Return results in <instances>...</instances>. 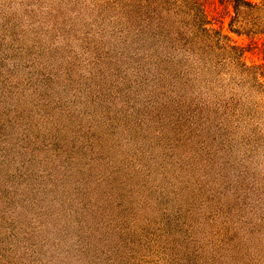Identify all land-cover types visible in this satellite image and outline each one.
Returning <instances> with one entry per match:
<instances>
[{"label":"rangeland","instance_id":"1","mask_svg":"<svg viewBox=\"0 0 264 264\" xmlns=\"http://www.w3.org/2000/svg\"><path fill=\"white\" fill-rule=\"evenodd\" d=\"M236 4L0 0V264H264V34Z\"/></svg>","mask_w":264,"mask_h":264},{"label":"trees","instance_id":"2","mask_svg":"<svg viewBox=\"0 0 264 264\" xmlns=\"http://www.w3.org/2000/svg\"><path fill=\"white\" fill-rule=\"evenodd\" d=\"M236 6L238 7L235 8V14H236V17L241 14L238 10L240 7H242L243 5H245V7L248 8L249 11H251V13L254 15V23H253V26L256 27L254 28V30H251L249 31L251 34H264V32L262 30H258V27L259 25H261L263 28H264V7L263 5H259V4H255V3H246L245 1L243 0H236ZM199 8V5L197 7V9ZM201 11V10H200ZM203 15V12H200V16H199V20L198 18H196L193 22H194V25L197 26V22L198 21H201L204 25H207V23L201 19ZM236 24L237 23V20H232V24ZM231 24V25H232ZM252 26V27H253ZM232 30V29H231ZM244 30V29H243ZM236 32V31H234ZM246 31V33H249ZM204 33H206V31L204 30ZM215 35L214 37H208L207 39H212L211 41H213L215 43V45H221L220 47L221 48H224V49H227V48H230L231 46L229 45V41L228 39L226 38V36H223L221 35L220 33L218 32H213ZM233 49V48H231ZM236 49V48H235Z\"/></svg>","mask_w":264,"mask_h":264}]
</instances>
